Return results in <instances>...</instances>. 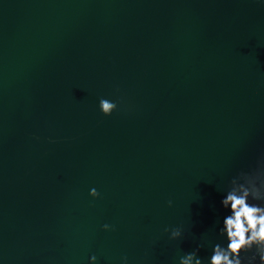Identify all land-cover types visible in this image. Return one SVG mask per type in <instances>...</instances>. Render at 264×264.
Here are the masks:
<instances>
[{
	"label": "water",
	"instance_id": "1",
	"mask_svg": "<svg viewBox=\"0 0 264 264\" xmlns=\"http://www.w3.org/2000/svg\"><path fill=\"white\" fill-rule=\"evenodd\" d=\"M262 156L264 0H0V264H207Z\"/></svg>",
	"mask_w": 264,
	"mask_h": 264
},
{
	"label": "clouds",
	"instance_id": "2",
	"mask_svg": "<svg viewBox=\"0 0 264 264\" xmlns=\"http://www.w3.org/2000/svg\"><path fill=\"white\" fill-rule=\"evenodd\" d=\"M99 109L104 116H111L118 110V104L101 98ZM39 140V137H34ZM49 142H54L49 138ZM89 195L98 198L100 193L91 189ZM169 207L172 201H168ZM223 208L228 210L218 236L226 240L212 246V253L207 264H264V156L257 160L254 167L241 170L228 182L221 200ZM104 231L114 230L111 225L104 224ZM170 241L183 237L180 227L164 228ZM197 247L179 257L178 264H205L199 256ZM97 257H90V264H95ZM121 264H128V257H121Z\"/></svg>",
	"mask_w": 264,
	"mask_h": 264
}]
</instances>
